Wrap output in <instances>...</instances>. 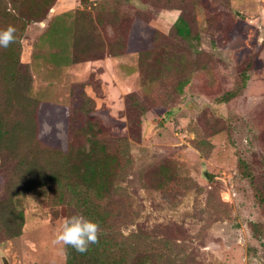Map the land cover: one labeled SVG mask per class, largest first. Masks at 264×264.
Instances as JSON below:
<instances>
[{
	"label": "rangeland",
	"instance_id": "374dc122",
	"mask_svg": "<svg viewBox=\"0 0 264 264\" xmlns=\"http://www.w3.org/2000/svg\"><path fill=\"white\" fill-rule=\"evenodd\" d=\"M9 25L0 264H67L96 159L122 264H264V0H0Z\"/></svg>",
	"mask_w": 264,
	"mask_h": 264
},
{
	"label": "trees",
	"instance_id": "16d2710c",
	"mask_svg": "<svg viewBox=\"0 0 264 264\" xmlns=\"http://www.w3.org/2000/svg\"><path fill=\"white\" fill-rule=\"evenodd\" d=\"M178 26V32L184 37H187L189 33V28L187 24L183 22L181 19H177L176 21ZM147 51V49H144ZM101 168V160L96 159L92 160L91 162L86 163V169L81 173L79 176V185L82 183L81 186L77 185L75 181L73 185L79 186L82 196V204L83 209L85 210V216L95 222L98 223L99 226H101L100 223H102V215L99 213L98 209L96 207H91V199L89 197V194L94 192V184L96 181V178L98 176V173H100ZM53 175L46 176L48 179L53 178ZM57 177H55L54 180ZM49 181V180H48ZM47 181V182H48ZM62 183V182H61ZM101 186V183H100ZM62 189V187H61ZM96 194H99L98 192H95ZM93 210V211H91ZM94 213V214H93ZM98 242L96 244L90 245L88 251L84 253L77 252L74 248L71 246H67V255H68V261L67 264H122L120 260L117 259V257H114L113 255H109L110 249L113 250L112 243L110 239L107 236H101L102 234L99 233ZM102 247V248H101ZM104 247H106L104 249ZM101 248V249H100Z\"/></svg>",
	"mask_w": 264,
	"mask_h": 264
},
{
	"label": "clouds",
	"instance_id": "9594fccd",
	"mask_svg": "<svg viewBox=\"0 0 264 264\" xmlns=\"http://www.w3.org/2000/svg\"><path fill=\"white\" fill-rule=\"evenodd\" d=\"M16 29L9 25L0 29V48H7L17 39ZM99 225L84 215H72L64 219L56 236V243L71 246L77 252L88 251L89 246L96 244L99 238Z\"/></svg>",
	"mask_w": 264,
	"mask_h": 264
},
{
	"label": "water",
	"instance_id": "95a60500",
	"mask_svg": "<svg viewBox=\"0 0 264 264\" xmlns=\"http://www.w3.org/2000/svg\"><path fill=\"white\" fill-rule=\"evenodd\" d=\"M212 176H213L212 173H209L208 174V177L211 178ZM4 264H8V261H7V259L5 257H4Z\"/></svg>",
	"mask_w": 264,
	"mask_h": 264
}]
</instances>
